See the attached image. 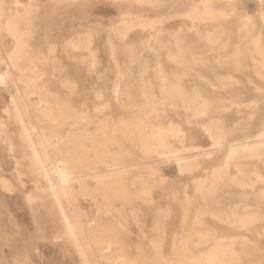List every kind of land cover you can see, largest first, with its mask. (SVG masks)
Masks as SVG:
<instances>
[{"label":"rangeland","instance_id":"374dc122","mask_svg":"<svg viewBox=\"0 0 264 264\" xmlns=\"http://www.w3.org/2000/svg\"><path fill=\"white\" fill-rule=\"evenodd\" d=\"M208 1L264 24V0ZM199 2L0 0V264H264V30L214 29L223 20H197ZM207 35L216 52L230 43L214 52L229 86L187 76L170 88L201 101L211 91L225 109L165 112L156 91L161 72L177 73L170 41ZM119 49L141 62L129 68ZM157 127L178 131L173 154L136 141ZM27 140L45 166L66 168L68 186L35 169ZM234 211L246 213L239 224L217 217Z\"/></svg>","mask_w":264,"mask_h":264},{"label":"bare ground","instance_id":"6f19581e","mask_svg":"<svg viewBox=\"0 0 264 264\" xmlns=\"http://www.w3.org/2000/svg\"><path fill=\"white\" fill-rule=\"evenodd\" d=\"M212 1V0H211ZM225 1V0H224ZM227 1V0H226ZM233 1V0H231ZM214 2V1H212ZM211 2V3H212ZM208 0H200L198 6L194 9V14L196 15V18H198L197 20H201L203 18L210 17L214 20H216L217 18L220 19L219 21L223 20V23L220 24L218 27H214V29L220 30L224 29V27L226 28V30H228L229 32H233L235 30L237 31H242L245 30L247 28L248 25H250L249 22H251L252 26L256 29L262 32V30H264V24H259L258 22H254L253 18L249 19V17H245V18H241L239 19V17L236 16V18H232L233 13L231 12V10H233L231 8L230 11L228 12H217V7L215 8L212 4H211ZM230 3V2H228ZM232 4V3H231ZM228 5V4H227ZM21 6V5H20ZM228 9V8H227ZM236 10V9H235ZM232 13V14H231ZM21 14V13H20ZM218 14V16H217ZM16 15L18 16V14L16 13ZM10 19H13L12 17ZM15 19V18H14ZM17 20V19H16ZM218 21V20H217ZM263 21V20H262ZM10 23V22H9ZM12 25H10V28H14L16 27V25H13V21L11 23ZM200 27V26H199ZM197 29V28H196ZM15 30V29H14ZM198 31V29H197ZM200 31V30H199ZM12 32V30L10 31ZM15 32V31H14ZM260 32V34H261ZM221 33V32H220ZM239 33V32H238ZM245 33V32H244ZM226 34V33H225ZM228 34V33H227ZM198 36H200L199 38H201V36L203 37V35H199V33L197 34ZM177 36V35H176ZM208 36V35H207ZM212 35H209L208 40L205 41V43L202 40L196 39L194 41L191 42V45L189 46H183V45H179L180 43L178 42V38L174 37V40L170 41V46H174L173 49L170 50H174L175 52L177 51V56L173 57L172 59H169L170 61H173L176 64V68L175 70L177 71L176 74H168V73H162L161 74L163 76H165V80H164V84L162 86V88L156 92L157 95H160L164 98V101H167L166 104H168L167 109L164 107L166 106V104L163 106L164 109L168 110L165 112H179L182 111L184 112L186 115L188 113H192L193 114L197 113H206V112H210V111H214L215 109H225V107L223 106H219L218 104L216 105V100L215 99L216 96H214L215 94H213L211 91H208L209 97H203L202 101L199 97H190L188 96L190 92L194 91L198 93V90L194 89V90H188V89H180V88H176L173 89L170 88V86L175 85L173 84L175 81L179 80L180 77H204V79L209 80L208 83H211V85H214L213 82L211 81L213 79L220 80L218 81L220 84L223 85H228L231 83L229 81H225L224 78L222 77L223 74H221L220 72L222 70H227L229 68H231V65L228 64H223L222 60L219 59L220 55H216L215 53H220L223 49L228 48V46H230L229 44H223L221 46L222 49L218 50V52H216L215 50H213L212 47H214V41H212ZM262 37V36H261ZM180 39V38H179ZM157 40V39H156ZM19 42V41H18ZM169 42V41H168ZM149 43V42H148ZM147 43V44H148ZM167 43V42H166ZM156 45V44H155ZM162 45V44H161ZM118 46V45H117ZM150 46V43L149 45ZM165 46V45H163ZM235 47V46H234ZM257 48V47H256ZM215 52V53H214ZM250 50H241V49H236L234 54L236 55V61H250L249 59H245V55H243L244 53H250ZM256 52V51H255ZM258 52H261L263 54V58H264V52L262 50H258ZM118 53L122 56L123 61L126 60L127 63H130L131 65L129 66L132 67V65L141 62V58L138 56L137 58H134V51H129L126 49H119ZM112 54H114V51H112ZM158 54V53H157ZM210 54V55H208ZM201 55H203L205 58H202ZM244 56V57H243ZM157 57V56H156ZM202 59H206L205 62H203ZM264 60V59H263ZM117 61V60H116ZM144 61V60H143ZM146 62V61H145ZM217 64H216V63ZM221 65H219L220 63ZM118 63V62H117ZM172 63V62H171ZM170 64V63H169ZM174 64V65H175ZM143 65V64H142ZM262 66L260 67H256V69H263L264 70V65L261 64ZM138 66V65H137ZM168 66V65H167ZM238 67H246V66H236ZM165 68V67H164ZM170 69H173V67H169ZM169 69V70H170ZM144 71V70H143ZM139 72V71H138ZM173 72V71H172ZM195 72H198L197 74H195ZM143 73V72H142ZM256 73V72H255ZM137 75V74H136ZM146 75V74H145ZM160 75V74H159ZM259 77H264V73H260L258 74ZM143 77V75H142ZM162 77V76H161ZM201 79V78H200ZM3 80H5L2 76H0V83L3 82ZM28 80V79H27ZM205 80V81H206ZM205 83V82H204ZM233 83V82H232ZM185 84V83H184ZM1 85V84H0ZM21 85V84H20ZM232 85V84H231ZM197 87V86H196ZM149 89H151L149 87ZM200 89V88H199ZM121 89H119V91H115V92H120ZM201 91V90H200ZM144 92V91H143ZM207 93V91H205ZM148 94V92H145ZM193 93V92H192ZM149 94H155V91H149ZM201 94V93H200ZM193 95V94H192ZM150 99V98H149ZM220 99V98H219ZM141 101V100H140ZM160 101V100H159ZM201 101V102H200ZM162 102V101H161ZM219 102V101H218ZM224 102V101H223ZM235 102V101H234ZM42 103V102H41ZM221 102H219L220 104ZM151 104V103H150ZM227 104V103H226ZM258 104V103H257ZM41 105V104H40ZM163 105V104H162ZM29 106V105H28ZM38 106V105H37ZM42 106V105H41ZM232 106V105H231ZM49 107V105H48ZM47 107V108H48ZM249 107V106H248ZM44 108V107H43ZM131 108V107H129ZM18 109V108H17ZM30 109V107H29ZM41 109V108H40ZM52 109V107H49V110ZM141 111H145V110H149L148 106H142L140 108H138ZM45 110V109H44ZM150 110L152 112H154L156 114V111L159 110L157 107H152L150 108ZM48 111V109H47ZM151 112V113H152ZM149 113V112H148ZM228 113V112H227ZM207 114V113H206ZM30 115V114H29ZM48 115V114H47ZM59 115V114H58ZM139 115V114H138ZM21 116V115H20ZM140 116V115H139ZM158 117V116H157ZM204 117V116H203ZM138 118V117H137ZM162 119V118H161ZM160 119V120H161ZM52 120V119H51ZM65 120V119H64ZM139 122L142 121V119H138ZM22 121V120H21ZM28 121V120H27ZM63 121V120H62ZM212 121V120H210ZM221 120H218V122ZM55 122V121H54ZM66 122V121H65ZM188 122V121H187ZM209 123V122H208ZM164 124V123H163ZM222 124V123H221ZM252 124V123H251ZM132 125V124H131ZM154 125V124H152ZM170 125V124H169ZM214 126V123H213ZM218 126V125H217ZM32 127V126H31ZM143 127V126H142ZM173 127V126H172ZM177 127V126H175ZM212 127V125H211ZM1 128V127H0ZM170 128V127H169ZM178 128V127H177ZM205 128V127H204ZM150 129V128H149ZM154 129V128H153ZM166 130V129H165ZM207 130V128H206ZM205 130V131H206ZM235 130V128H234ZM264 130V129H263ZM132 131V130H131ZM149 131V130H148ZM35 132V131H34ZM178 132V131H177ZM176 130L175 129H168L167 131H164L163 128L161 127H157L156 130H152L150 131V133L148 134V137L145 136H139L136 141H138L139 143H141L142 145H144V147H146V155L150 154V153H158L159 154H173V149L170 146V137L171 138H176ZM24 133V130H23ZM221 133V132H220ZM38 134V133H37ZM179 134V133H178ZM209 134V133H208ZM261 135V134H260ZM179 136V135H178ZM218 136V135H217ZM24 137V136H23ZM42 137V135H41ZM215 137V136H214ZM45 138V137H44ZM43 138V141H45ZM179 138V137H178ZM41 139V138H40ZM181 139V138H180ZM262 139V138H261ZM25 140V139H24ZM47 141V140H46ZM181 141V140H180ZM218 141V140H217ZM73 142V141H72ZM77 142V141H76ZM176 142V141H175ZM264 143V141H262ZM45 143V142H44ZM59 144V141L57 142ZM260 143V142H259ZM258 143V144H259ZM27 147L33 151V156L32 159L34 161V163L37 165V171L45 178H47L49 176V173L51 171L55 172V174L58 176L57 178H59L62 187H66L69 184V178L72 176H69L68 172L66 171V168H60L58 165L52 166V168H49L47 166L44 165L43 161H41L39 155L37 152L34 151V146L32 145V141L30 142L29 140L26 141ZM47 144V142L45 143V145ZM256 144V143H255ZM78 145V144H77ZM140 145V144H139ZM263 145V144H262ZM42 146V145H41ZM158 146L159 148L155 147ZM242 146V145H241ZM232 147V146H231ZM230 147V149H231ZM236 147V146H235ZM240 147V146H239ZM243 147V146H242ZM256 147V146H255ZM142 149V148H141ZM158 149V150H155ZM175 149V148H174ZM192 149V148H191ZM245 149V148H244ZM253 149V148H252ZM42 150V149H40ZM240 150V149H239ZM63 151V150H62ZM177 151V150H176ZM197 151V150H196ZM55 152V151H54ZM148 152V153H147ZM188 152V151H187ZM248 152V151H247ZM83 153V152H82ZM152 153V154H153ZM58 154V153H56ZM111 154V153H110ZM143 154V153H142ZM86 155V154H85ZM230 155V154H229ZM149 156V155H148ZM177 156V155H176ZM57 157V156H56ZM68 157V156H67ZM66 158V157H65ZM79 158V157H78ZM116 158V157H115ZM59 159V158H58ZM63 159V158H62ZM73 159V158H72ZM177 159V158H176ZM183 159V158H182ZM57 162V161H56ZM47 163V162H46ZM59 163V161H58ZM55 164V163H54ZM64 164V163H63ZM48 165V164H47ZM191 165V164H190ZM66 166V164H65ZM117 166V165H115ZM71 167V166H70ZM68 168V167H67ZM68 170V169H67ZM186 170V169H185ZM156 172V171H155ZM70 173V172H69ZM217 173V172H216ZM52 174V173H51ZM158 174V173H157ZM74 176V175H73ZM153 176V175H152ZM216 176V175H215ZM69 177V178H68ZM98 178V177H97ZM103 179V177H102ZM220 179V178H219ZM58 180V179H57ZM46 181V180H45ZM215 178H214V182H215ZM52 182V181H51ZM75 182V181H74ZM212 183V182H211ZM214 184V183H213ZM55 185V184H54ZM53 185V187H54ZM59 185V184H58ZM56 186V185H55ZM61 186V185H60ZM205 187V186H204ZM68 188V187H67ZM66 188V189H67ZM198 188V187H197ZM208 188V187H207ZM206 188V189H207ZM54 189V188H53ZM147 189V188H146ZM47 190V187H46ZM60 190V189H59ZM150 190V189H149ZM54 191H57V189H55ZM66 191V190H65ZM58 193V192H57ZM142 193V192H141ZM145 194V193H144ZM149 194V193H148ZM146 195V194H145ZM55 197V196H54ZM202 198V197H201ZM212 198V197H211ZM57 199V198H56ZM173 200V199H172ZM183 200V199H182ZM202 200V199H201ZM188 202V201H186ZM59 203V202H58ZM181 203V202H180ZM203 204V203H202ZM60 205V204H59ZM204 206V205H203ZM62 209V208H61ZM186 213V212H185ZM62 214V213H61ZM64 214V213H63ZM246 213H241L238 211H234V212H230V213H218L217 217H219V219L224 220L226 222H228L231 225L234 224H239L241 222V216H245ZM62 216V215H61ZM185 216V215H184ZM161 217V216H160ZM261 216L258 217V220L261 221L262 219L260 218ZM66 218V217H65ZM185 218V217H184ZM197 218V217H196ZM195 218V220H196ZM249 220H254L256 221V217L254 215H250L248 216ZM248 220V221H249ZM257 220V221H258ZM264 221V218L263 220ZM195 223V222H194ZM200 223V222H199ZM255 223V222H254ZM249 225V224H248ZM68 226V225H67ZM79 231V230H78ZM68 232L70 234H73V228L72 226H68ZM75 233V232H74ZM79 233V232H78ZM193 233V232H192ZM207 233V232H206ZM76 236V234H75ZM193 236V235H192ZM77 238V236H76ZM76 238L74 239L76 242L78 243V241L76 240ZM83 240V239H82ZM207 240V239H206ZM232 241V240H231ZM186 242V240H185ZM206 242V241H205ZM223 242V241H222ZM85 243V242H84ZM245 243V242H244ZM159 244V243H158ZM163 244V243H162ZM217 244V243H216ZM222 245V244H221ZM86 246V245H85ZM95 246V245H94ZM84 248V247H83ZM230 248V247H229ZM158 249V248H157ZM213 249V248H212ZM226 250V249H225ZM185 251V250H184ZM217 252V251H216ZM234 252V251H233ZM108 253V252H107ZM209 253V251H208ZM111 256V255H110ZM222 256V255H221ZM207 257V256H206ZM160 258V257H159ZM216 258V257H214ZM106 259V258H105ZM217 259V258H216ZM235 259V258H234ZM208 260V259H207ZM149 261V260H148ZM217 261V260H216ZM170 262V261H169ZM229 262V261H228ZM125 263V262H124ZM216 263V262H215ZM162 264V263H161ZM168 264V263H166ZM208 264V263H207Z\"/></svg>","mask_w":264,"mask_h":264}]
</instances>
